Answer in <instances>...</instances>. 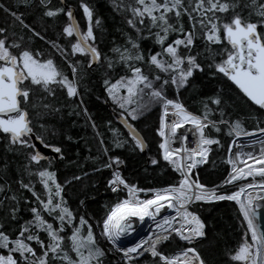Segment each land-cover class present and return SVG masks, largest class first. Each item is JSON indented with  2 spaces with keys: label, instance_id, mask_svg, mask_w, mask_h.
Returning <instances> with one entry per match:
<instances>
[{
  "label": "snow or ice",
  "instance_id": "snow-or-ice-1",
  "mask_svg": "<svg viewBox=\"0 0 264 264\" xmlns=\"http://www.w3.org/2000/svg\"><path fill=\"white\" fill-rule=\"evenodd\" d=\"M112 2L115 10L128 13L124 21L132 31L126 34L123 46L112 49L117 54L115 64L123 66L125 75L115 82L105 79V91L123 110L121 115L130 129L133 150L143 152L146 142L128 122L129 118L135 121L144 115L148 105L141 101L145 96L149 103L160 106L156 129L161 138L158 148L162 160L178 173V180L163 188H139L121 175L120 165L124 160L119 155L109 156L110 149L104 148L107 160L103 167L112 169L108 187L114 193L126 190L127 198L109 207L105 217L96 225L100 229L99 235L122 253V264H143L140 257L145 253L152 258V264H206L195 247H184L169 254L160 246L166 242L171 244L177 237L192 245L207 236L205 222L196 211L190 210L191 205L197 202L234 201L246 229L242 242L229 254V259L237 264H264V215L261 214L264 206L257 203L264 201V147L255 155L252 152L237 151L235 158L232 157L234 145L238 149L245 146L238 143L240 137H254L250 144H264V127L260 126L264 121L258 120L257 127L252 131L245 130L238 119L231 118L227 101L219 90L215 95L201 100L199 114L189 111L179 99V90L191 87L194 73L210 76L220 74L235 85L247 101L264 111V31H258V25L264 26V2L256 5L257 15L261 17L256 22L243 18L239 13L232 15L226 22L221 21L216 14L228 12L230 6L235 7L229 0H187V3L185 0ZM255 3L256 0H252V4ZM39 4L44 8V16L52 18L65 12L68 20L72 21L62 29L64 36H75V42H70V51L55 40L47 43L65 59L68 55L79 54L88 57L89 68L93 64L98 65L101 53L95 46L97 37L93 31V10L90 6L86 3L80 5L87 20L86 30L82 32L70 8L67 11L63 8L52 9L47 6L46 0H39ZM21 6L32 7V0H15L11 6L0 3V11L28 29L32 36L45 39L40 32L24 23L23 13L18 11ZM182 16L188 19L187 29ZM99 25L100 20L96 18L95 26ZM6 31L0 27V133L5 134L11 145L31 150L28 153L29 164H39L45 157L32 142L33 139L55 153H61V148L47 144L39 135L33 137L28 107L37 105L30 104V100L37 92L46 94L40 97L42 100L53 96L55 86L65 89L69 98L78 96L75 80L77 68L72 63L68 64L73 74V79L69 80L52 58L41 59V52L21 48L24 38L9 40ZM170 33H176L171 40ZM149 38L160 49L149 51L146 57L140 41ZM197 39L204 42L202 51H193L201 47L196 43ZM212 45L219 47L213 49ZM12 49L20 50L14 53ZM105 61V70H112L113 59L105 57ZM149 67L157 71L149 72ZM121 89L124 95L119 94ZM168 89H175L176 95L170 98ZM42 107L53 112L59 111L49 103H44ZM84 112L87 115V109ZM92 127L95 128L94 123ZM180 129L183 131L178 132ZM213 132L233 138L225 148L231 172L223 183L233 184L253 177L252 181L241 184L238 190L220 192L218 189L221 185L209 189L199 181L198 175L193 178V169L207 163L213 151L212 146L224 147L221 139L212 135ZM188 133L192 134L195 147L188 146ZM176 141L179 144L173 147ZM100 143L103 145V140ZM125 143L127 141L117 138L114 146L121 148ZM249 160L253 163H247ZM237 161L244 166L238 167ZM149 162L152 165L159 163L155 158ZM25 170L29 175L33 174L28 165H25ZM35 175L40 179L43 194L33 190L30 183L20 181V184L31 192L39 207H31L32 220L17 225L18 232L14 237L9 235V231L12 222L17 219L19 209L15 204L5 205L4 219L0 221V249L6 250V254H0V264H104L106 249L97 243L94 225L84 215L77 217L69 208L62 194L63 186L56 181L55 172L44 168L36 170ZM256 176L261 178L259 182L255 181ZM73 179L79 180L80 177L75 176ZM4 191L5 185H0V192ZM140 193L145 194L144 198L140 197ZM5 200L16 201V197L5 195L0 199V204H4ZM80 203L83 205L84 202ZM165 208L174 214L161 216V210ZM42 213H47L52 218L51 222ZM146 219L155 225L153 235L127 247L118 244L122 237L136 231V222L143 223ZM66 229H70V235L65 233ZM40 232L46 233L47 243L41 239ZM66 239L69 241L67 246ZM33 241L40 249L39 254L30 243Z\"/></svg>",
  "mask_w": 264,
  "mask_h": 264
},
{
  "label": "trees",
  "instance_id": "trees-1",
  "mask_svg": "<svg viewBox=\"0 0 264 264\" xmlns=\"http://www.w3.org/2000/svg\"><path fill=\"white\" fill-rule=\"evenodd\" d=\"M14 2L15 0H0V3H4L6 6H11ZM128 2L129 0H125V3ZM229 2L235 7L230 6L226 13H217L216 15L220 17L221 21L226 22L235 13H239L243 18L252 22L261 19L257 15L256 5L264 0H256L255 5L252 4V0H229ZM46 3L52 9L63 8L67 11L69 8H74L78 24L82 28L86 25H84V14L80 5L86 3L90 6L93 10V31L97 37L95 46L101 53V61L96 67L89 68L87 56L68 55L65 59L47 43L49 40H55L70 51L69 44L62 34L63 27L69 24L65 12H60L52 18L46 17L43 15L44 8L39 4V0H32V7L21 6L18 9L23 13L24 23L45 37L42 40L32 36L28 29L0 11V27L7 30L5 35L9 37V40H18L23 37L21 48H27L33 52L39 51L42 53L41 58L43 59L52 58L69 80L73 79V74L68 64L72 63L76 66L75 80L79 92L78 96L69 98L65 89L55 86L56 91L53 96L42 100L40 97L46 94L37 92L35 97L30 100V104L37 105L28 107L33 133L41 136L47 144L61 148V153H58V161L48 157L42 159L39 164H29L28 153L31 150L23 149L19 145H11L6 136L0 133V185H5V191L0 192V199L5 195L16 197V201L5 200L4 204H0V221L4 219L6 204H15L19 209L16 213L17 219L12 222L13 226L9 231L11 237H14L18 232L17 225L32 220L33 214L30 209L39 207V205L31 192L21 187L20 181L30 183L33 190L43 194V187L35 172L46 168L55 172L56 181L63 186L62 194L74 214L77 217L84 215L89 223L94 225L93 232L97 237V243L106 249V255L103 258L104 264H122L121 254L99 235L100 229L96 227L105 217L111 205L118 200L127 198L126 193L122 191L114 193L108 187V181L112 178V169L103 167L107 160L103 149L109 148V156L119 155L124 160V163L120 165V172L130 184L145 189L163 188L174 184L178 180V173L174 172L171 166L162 160L161 150L158 148L161 138L157 135L156 129L158 128L160 106L149 103L148 97L145 96L141 101L148 105L144 115L135 121L129 118L128 121L141 133L146 142L143 152L133 150L129 132L117 121V117L122 116L123 110L108 96L103 83L105 79L115 82L120 76L125 75L126 70L123 69V66L115 64L117 54L112 49L123 46L126 34L132 31L124 21V17L128 13L115 10L112 0H64L66 5L60 0H46ZM245 5L248 6L245 7ZM96 18L100 20L99 27L95 26ZM181 19L187 29L189 27L187 17L182 16ZM258 30L264 31V26L258 25ZM175 35L176 33H170L169 40L173 39ZM197 35L199 36V31ZM70 39L75 41L74 35ZM196 43L201 47L200 49L194 48L193 51H202L204 42L197 39ZM140 46L146 57L149 51H159L160 49V46L156 45L151 38L141 40ZM211 47L215 49L219 46L212 45ZM19 50L12 49L14 53ZM105 57L113 59L114 68L112 70H105ZM216 59L219 60L220 57H216ZM147 70L149 72L157 71L151 67ZM191 80L193 82L191 87L179 90L180 101L190 111L199 114L201 100L215 95L219 90L227 101L231 118L238 119L245 130L252 131L257 127L258 120L264 121V111L247 101L222 75L210 76L198 72L194 73ZM167 94L170 98L174 97L176 90L168 89ZM44 103L51 104L59 111L53 112L51 109L43 108ZM84 109H87V115H85ZM93 123L95 128L92 127ZM260 126L264 127V123ZM212 135L219 137L224 147L217 148L213 145V151L210 152L207 163L193 172V178L198 175L199 181L208 188L220 185L229 174L228 153L225 152V148L233 139L223 133L213 132ZM117 138L127 141V143L121 148H116L114 141ZM246 139V137H241V143L247 141ZM101 140H103V145L100 143ZM152 158L157 159L159 163L152 165L149 162ZM247 163L252 164L253 161L249 160ZM25 165H28L32 175H29L25 170ZM255 167H260V165H255ZM75 176H79L80 179H73ZM228 191H232L231 186L220 188V192ZM139 195L144 198L145 194ZM80 201L84 202L83 205ZM190 210L196 211L205 222L207 236L192 246L184 245L174 239L171 244L165 243L160 247L166 253L171 254L173 251L191 246L197 248L206 264H237V262L230 261L229 254L234 252L242 242L246 224L243 222L235 202H197L191 205ZM42 215L51 222L52 218L47 213H42ZM151 229H153L151 232H154L155 225ZM65 233L70 235V229H66ZM40 237L47 243L46 233L40 232ZM30 243L39 254L40 249L35 242ZM68 243L69 241L66 239L65 245L67 246ZM185 243L187 244V242ZM0 254H6V250L0 249ZM70 254L75 256L74 253ZM140 260L143 264H152V258L149 255Z\"/></svg>",
  "mask_w": 264,
  "mask_h": 264
},
{
  "label": "water",
  "instance_id": "water-1",
  "mask_svg": "<svg viewBox=\"0 0 264 264\" xmlns=\"http://www.w3.org/2000/svg\"><path fill=\"white\" fill-rule=\"evenodd\" d=\"M61 1V3H63L64 4V0H60ZM64 5H66V4H64ZM71 11H72V13H73V18H74V21L78 24V21H77V18H76V10L74 9V8H72L71 9ZM70 22H72V21H70ZM79 25V24H78ZM80 28V27H79ZM259 31V30H258ZM97 66V64H93V66L92 67H96ZM226 78V77H225ZM227 79V78H226ZM230 82V81H229ZM231 83V82H230ZM232 84V83H231ZM233 85V84H232ZM234 87H235V85H233ZM236 88V87H235ZM237 89V88H236ZM238 90V89H237ZM239 91V90H238ZM242 94V93H241ZM255 106V105H254ZM255 107H257V106H255ZM117 121L119 122V123H121V125L129 132L130 131V129L127 127V125L125 124V122H124V119L122 118V116H118L117 117ZM129 122V121H128ZM130 123V122H129ZM131 124V123H130ZM137 131V130H136ZM140 135H141V133L139 132V131H137ZM5 135V134H4ZM32 135H33V137L35 136V134L34 133H32ZM257 135H259V134H257ZM142 136V135H141ZM143 137V136H142ZM246 138H248V139H246L247 141H243V143L242 144H244L245 146L242 148V149H238V151H243V152H245V153H247V152H252L254 155L256 154V153H258L259 152V150L262 148V147H264V144H260V143H256V144H250L249 142L252 140V139H254V137H246ZM32 142L36 145V147H37V149L43 154V156L45 157V158H48V157H52L53 159H54V161H58V153H55V152H53L52 150H51V148H49V147H45L43 144H41L39 141H37V140H35V139H33L32 140ZM146 148V147H145ZM145 150V149H144ZM231 171V170H230ZM230 173V172H229ZM229 176V174L227 175V177ZM226 177V178H227ZM260 177L259 176H256L255 177V181L256 182H259L260 181ZM226 180V179H225ZM224 180V181H225ZM251 180H253V177H251ZM223 181V182H224ZM221 183L220 185H221V187L220 188H222L224 185H226V184H224V183ZM240 182V181H239ZM239 182H234L233 184H228V185H230V186H232V185H236V184H238ZM240 186V184L237 186V187H239ZM213 188V187H212ZM219 188V189H220ZM209 189H211V188H209ZM218 189V190H219ZM234 202V201H233ZM257 203H259L260 205H262V206H264V201H257ZM261 214L262 215H264V207H262L261 208ZM262 222H264V221H262ZM144 228V229H143ZM151 228V225H148V226H146V227H142V228H140V229H143L141 232H135L133 235H128V236H125V237H122L121 238V240L118 242V244L119 245H122V246H125V247H127V245H131V244H134L135 242H137L138 240H140V239H144L145 237L147 238L148 236H150V235H152L153 233L151 232V230H153V229H150ZM146 235V236H145ZM142 236H144L143 238H141ZM123 238H126L127 240H125V241H123L122 239ZM195 243V242H194ZM118 252V251H117ZM118 253H120V252H118ZM121 255H122V253H120Z\"/></svg>",
  "mask_w": 264,
  "mask_h": 264
},
{
  "label": "rangeland",
  "instance_id": "rangeland-1",
  "mask_svg": "<svg viewBox=\"0 0 264 264\" xmlns=\"http://www.w3.org/2000/svg\"><path fill=\"white\" fill-rule=\"evenodd\" d=\"M83 18H84V25H86V27H87V20H86V18L83 16ZM71 22L69 21V24H70ZM86 27H83L84 28V30H83V28L82 27H80L81 28V31L83 32V31H85L86 30ZM65 39H66V42L69 44V48H70V43L69 42H72V43H74L75 41H72L70 38L71 37H64ZM77 55H79V54H77ZM81 56V55H80ZM41 59H43V58H41ZM120 95H124L125 93H124V90L123 89H121L120 90V93H119ZM240 139H241V137L240 138H238V143H241V141H240ZM248 139V138H247ZM235 149H236V151H235V153H234V155L232 156L233 158H235V154L237 153V151H238V148L235 146ZM237 166L238 167H243L244 165H242V164H240V162L239 161H237ZM229 167H230V170H231V165H229ZM229 172H231V171H229ZM248 180H250V181H252L251 180V177H249L248 178ZM247 180V181H248ZM243 182H245V181H240L238 184H236V185H232L231 186V189H232V191H234V190H238V185L240 184H244ZM225 186H230V185H228V184H226V185H224L223 187H225ZM222 187V188H223ZM233 187V188H232ZM218 191H220V189L218 190ZM141 198H143V197H141ZM153 225V224H152ZM155 232V231H154ZM153 233V232H152ZM153 235V234H152ZM176 240H178L180 243H182V244H184V245H187L188 246V244H186L185 243V241L183 242V241H181V240H179V238L177 237V238H175ZM123 241H125L126 239H122ZM167 243V242H166ZM196 243V242H195ZM195 243H193V244H195ZM192 244V245H193ZM191 245V246H192ZM112 246V245H111ZM113 247V246H112ZM114 248V247H113ZM115 249V248H114ZM173 252H176V251H173ZM173 252H171V253H173ZM120 254V253H119ZM145 256H148V254L147 253H145V255L144 256H142V257H140V259L141 258H143V257H145Z\"/></svg>",
  "mask_w": 264,
  "mask_h": 264
},
{
  "label": "bare ground",
  "instance_id": "bare-ground-1",
  "mask_svg": "<svg viewBox=\"0 0 264 264\" xmlns=\"http://www.w3.org/2000/svg\"><path fill=\"white\" fill-rule=\"evenodd\" d=\"M235 151H236V149H235V145L233 146V149H232V156L234 155V153H235ZM259 153V152H258ZM258 153H256V154H258ZM230 174V173H229ZM174 213L171 211V210H169V209H167V208H165V209H162L161 210V216H163V215H173ZM160 217H157V219H159ZM153 224V222L152 221H149V220H145V222H143V223H140V222H136L135 224H134V227L136 228V231L138 232H141L143 229H140V228H142L143 226L144 227H146V226H148V225H151V227L154 225H152ZM151 229V228H150ZM135 231V232H136ZM135 232H133V233H131L130 235H133ZM146 236V235H145ZM144 236H142L141 238H143ZM146 238V237H145ZM124 239H126V238H124ZM127 240V239H126ZM132 245V244H131ZM127 246H130V245H127Z\"/></svg>",
  "mask_w": 264,
  "mask_h": 264
},
{
  "label": "built area",
  "instance_id": "built-area-1",
  "mask_svg": "<svg viewBox=\"0 0 264 264\" xmlns=\"http://www.w3.org/2000/svg\"><path fill=\"white\" fill-rule=\"evenodd\" d=\"M189 110V109H188ZM190 111V110H189ZM192 112V111H191ZM185 127H190L189 125H186ZM183 131V129H180V130H178V132H182ZM188 136H189V140H188V142H187V144H188V146L189 147H195V142H194V138L192 137V134L191 133H188ZM179 144V141H176V143L175 144H173V147H175V146H177ZM203 165H200V166H198L197 168H195V169H193V172L194 171H196L199 167H202ZM123 193H126V195H127V192H126V190L125 191H122ZM141 194V193H140Z\"/></svg>",
  "mask_w": 264,
  "mask_h": 264
},
{
  "label": "flooded vegetation",
  "instance_id": "flooded-vegetation-1",
  "mask_svg": "<svg viewBox=\"0 0 264 264\" xmlns=\"http://www.w3.org/2000/svg\"><path fill=\"white\" fill-rule=\"evenodd\" d=\"M80 27V26H79ZM81 30V29H80ZM75 37V36H74Z\"/></svg>",
  "mask_w": 264,
  "mask_h": 264
}]
</instances>
